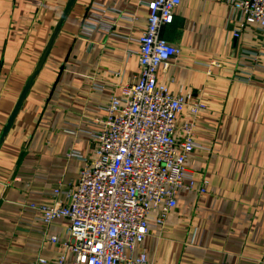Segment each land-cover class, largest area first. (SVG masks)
Here are the masks:
<instances>
[{
	"label": "crops",
	"instance_id": "1",
	"mask_svg": "<svg viewBox=\"0 0 264 264\" xmlns=\"http://www.w3.org/2000/svg\"><path fill=\"white\" fill-rule=\"evenodd\" d=\"M152 1L76 0L0 148V264H74L71 221L46 223L32 206L69 203L57 188L75 191L86 162L97 160L111 102L139 81ZM69 2L0 0V137ZM163 36L180 54L157 83L187 100L174 138L184 142L193 124V186L185 182L162 223L151 211L136 256L264 264L262 27L246 22L241 0H183Z\"/></svg>",
	"mask_w": 264,
	"mask_h": 264
},
{
	"label": "built area",
	"instance_id": "2",
	"mask_svg": "<svg viewBox=\"0 0 264 264\" xmlns=\"http://www.w3.org/2000/svg\"><path fill=\"white\" fill-rule=\"evenodd\" d=\"M182 1L148 3V29L140 39L139 81L125 86L122 99L111 102L104 130L95 136L98 158L86 162L77 189L57 188L56 196L63 194L69 203L32 206L46 223L56 218L71 221L68 246L74 264H147V254L136 256V250L149 232V214L159 211L162 223L176 207L185 182L193 186L186 168L196 148L193 124L184 125V142L174 138L176 118L187 100L157 83L159 69L180 54L163 32L174 23ZM241 7L246 22L260 24L264 32V0H241ZM199 108L196 104L192 109ZM63 262L62 257L58 264Z\"/></svg>",
	"mask_w": 264,
	"mask_h": 264
},
{
	"label": "water",
	"instance_id": "3",
	"mask_svg": "<svg viewBox=\"0 0 264 264\" xmlns=\"http://www.w3.org/2000/svg\"><path fill=\"white\" fill-rule=\"evenodd\" d=\"M75 2H76V0H70L60 23L58 24V26L54 30V33L52 34L49 42L47 43L39 61H38V64L36 65L34 71L32 72L31 76L29 77L28 81L26 82L19 99H18V101H17L6 125L4 126L2 135L0 137V148H1L2 144L4 143L6 137L8 136L9 132L11 131V129H12L23 105H24V102H25L29 92L31 91V89H32V87L36 81V79L38 78L39 74L41 73L43 66L45 65V62L48 59V56H49V54H50V52L54 46V43L57 39V36H58V34L62 28V25H63L64 21L66 20V18L68 17L69 13L71 12Z\"/></svg>",
	"mask_w": 264,
	"mask_h": 264
}]
</instances>
